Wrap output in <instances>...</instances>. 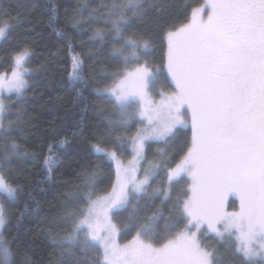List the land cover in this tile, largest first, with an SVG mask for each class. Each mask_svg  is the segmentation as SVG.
Masks as SVG:
<instances>
[{"label":"snow or ice","instance_id":"snow-or-ice-1","mask_svg":"<svg viewBox=\"0 0 264 264\" xmlns=\"http://www.w3.org/2000/svg\"><path fill=\"white\" fill-rule=\"evenodd\" d=\"M55 12L49 25L55 23ZM145 15L144 0H110L103 19L111 33L112 62L86 74L84 61L72 57L69 81L77 99L86 100L90 80L96 83V77L101 78L98 82L104 87L93 91L111 106L112 112L106 114L108 135L141 126L134 136H115L107 146H101V138L92 145L99 159L115 161V182L109 193L96 195L98 173L92 170L84 175L82 190L66 194V206L57 217L66 234L53 237L66 258L56 264H264V0H208L193 8L188 22L164 31L166 62L161 68L148 58L153 41L134 30L135 21ZM82 16L77 10L68 23L77 28ZM3 21L0 16V41L7 42L15 25ZM90 39L103 43L107 38L97 29ZM31 56L27 45L14 49L11 74H0L4 140L13 128L10 119L7 127L4 124L11 111L5 101L24 95ZM189 118L191 135L178 162L160 149L158 160L143 168L145 142L168 145L186 137ZM20 121L18 114L15 125ZM58 143L63 149L68 141ZM128 143L133 156L124 165L118 153ZM2 148L0 193L15 202L23 195L22 186L7 179L5 168L13 157L20 160L30 154L14 141ZM53 148L48 146L43 161L49 174L56 165ZM160 173L164 182L153 187V178ZM229 196L238 199V211H227ZM145 197L159 199L160 207L151 216L137 210ZM129 208L123 227L135 235L121 244V228L114 218ZM8 223L0 201V264H30L27 258L15 259L19 237L11 241L5 237ZM209 240L215 241L211 247Z\"/></svg>","mask_w":264,"mask_h":264},{"label":"trees","instance_id":"trees-1","mask_svg":"<svg viewBox=\"0 0 264 264\" xmlns=\"http://www.w3.org/2000/svg\"><path fill=\"white\" fill-rule=\"evenodd\" d=\"M109 3L110 0H0L3 22L15 25L9 40L0 41V74H11L14 49L27 45L32 50L27 64L31 76L28 77L24 95L19 100L12 96L5 101L11 108L4 121L5 127L9 119L13 122L10 138H0V153L3 144L10 145L14 141L21 151L30 154L20 160L13 157V162L5 168L7 179L20 184L23 195L18 201L9 202L4 194H0L9 220L4 230L5 237L9 241L19 237L16 241L18 247H14V252H19L15 256L17 261L27 258L30 264H56L62 257L66 258L65 249L53 239L54 236L58 239L66 234L65 227L57 218L62 207L66 206V194L82 190L85 187L83 177L92 170L98 173L96 195L109 193L115 182L113 163L107 158L99 159L92 145L101 138V146H107L115 136H134L141 126L136 124L129 131L109 136L106 114L112 112L111 106L93 91L96 87H104L98 82L101 78L97 76L96 83L90 80V87L84 93L86 100L77 99L76 89L69 81L74 55L84 61L83 71L86 74L93 67L99 72L112 62L111 33L103 19L105 6ZM144 3L146 15L135 21L134 30L153 41L148 58L155 67L161 68L166 62L167 46L162 39L164 31L169 25L188 22L192 9L204 6L206 0H144ZM85 4L87 6L81 9ZM53 9L56 10V20L49 25ZM77 10H82L83 16L81 24L73 28L68 21ZM97 29L105 33L107 39L103 43L90 39ZM165 91L170 93L172 89L166 88ZM18 114L21 121L16 126ZM112 118L116 119L115 116ZM187 133L186 137L181 136L168 145L162 142L147 143L142 167L147 168L150 163L156 162L160 149L176 156L178 162L182 150L186 151L184 145L190 139V129H187ZM62 140H67L68 144L60 149L58 142ZM50 144L54 145L52 155L56 165L49 174L43 161L49 154ZM132 156L130 143L125 145L122 153H118L123 162L131 160ZM162 177L163 173L154 177L152 186H160L164 182ZM181 187L187 189L188 186ZM156 207H160L159 199L149 201L145 197L137 210L142 216H151ZM131 211L129 208L114 218L121 228L118 238L121 244L127 243L135 235L133 230L123 227L128 223ZM206 243L211 247L215 241Z\"/></svg>","mask_w":264,"mask_h":264},{"label":"rangeland","instance_id":"rangeland-1","mask_svg":"<svg viewBox=\"0 0 264 264\" xmlns=\"http://www.w3.org/2000/svg\"><path fill=\"white\" fill-rule=\"evenodd\" d=\"M207 3H208V0H206L205 4H207ZM205 11H208V9H205ZM206 18L207 17L204 16V19H206ZM26 78H28V77H26ZM156 99L158 100L159 98H156ZM188 129H190V118H189V128ZM151 142H156V141H146L145 142V146H146L147 143H151ZM143 157H144V153H143ZM118 159H119V157H118ZM119 160L124 165H127V163H128V162H123L121 159H119ZM110 161L113 163L115 171H116V163H115V161H112V160H110ZM142 161H143V159H141L140 163H142ZM0 194H3V193H0ZM226 209L229 212L238 211V209H239V201H238V199L236 197H234V196H229L227 201H226Z\"/></svg>","mask_w":264,"mask_h":264}]
</instances>
